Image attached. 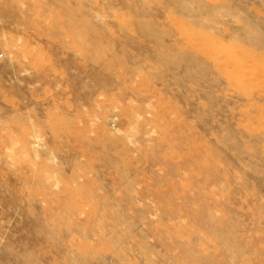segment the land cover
<instances>
[{"label":"rangeland","instance_id":"rangeland-1","mask_svg":"<svg viewBox=\"0 0 264 264\" xmlns=\"http://www.w3.org/2000/svg\"><path fill=\"white\" fill-rule=\"evenodd\" d=\"M0 264H264V0H0Z\"/></svg>","mask_w":264,"mask_h":264}]
</instances>
